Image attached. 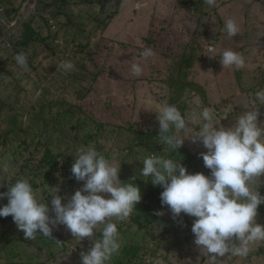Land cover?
Instances as JSON below:
<instances>
[{
    "label": "rangeland",
    "instance_id": "obj_1",
    "mask_svg": "<svg viewBox=\"0 0 264 264\" xmlns=\"http://www.w3.org/2000/svg\"><path fill=\"white\" fill-rule=\"evenodd\" d=\"M190 1L25 0L12 21L0 9V55L14 51L24 22L31 21L42 36L55 35L53 41L58 49L80 45L91 36L84 51L80 48L65 54L63 61H72L73 70L65 72L60 63L57 71L48 74L44 81H38L34 73L29 75L31 82L66 95L82 110L76 142L66 136L50 138L58 167L46 168L36 178L37 186L33 188L41 199H48L49 207L54 188L58 189L57 195L70 197L83 183L75 180L70 171L76 150L82 146H94L110 162L120 164L118 178L122 182H131L139 189L144 183L141 200L135 204L141 208L134 205L132 215L125 221L113 218L119 239L127 231L140 247L135 257L122 259L124 264L128 258L133 264H196L198 257L200 264H204L206 260L194 244L191 224L195 218L181 213L174 220L166 207L164 215H155L161 210L162 188L153 186L150 179L141 175L140 159L145 156L141 147L152 146L156 149L153 154L180 159L189 173L208 175L210 172L199 155L206 149L200 143H193L190 136L178 153L169 152L159 140L144 137L148 131H160L155 112L158 106L162 103L177 106L189 119L192 129L201 123V109L197 105L213 107L217 110L215 119L221 120L218 126L230 127L235 115L260 104L255 94L264 92V0H216L214 7L203 0L204 12L199 18L196 37L188 50L180 53L187 43L184 40L185 45L180 48L177 21L189 12L192 14ZM47 2L49 6L45 7L43 3ZM229 17L240 25V32L234 38L224 31V21ZM145 47L154 50V57L145 60L140 56ZM210 48L214 51H209ZM229 48L245 57L243 68H223L219 62L221 53ZM45 54L41 52L38 60ZM129 61L141 63L142 75L131 73ZM38 70L45 73L49 66L43 64ZM24 82L23 78L21 83ZM258 111L259 120L264 121V105L258 106ZM27 122L31 123L28 118ZM142 137L146 140L141 142ZM7 175L0 174V187L5 192L12 177L11 173ZM251 187L264 195V176ZM146 204L151 206L150 210ZM149 211L150 216L145 219L144 214ZM255 219L264 225V204L258 206ZM135 220L145 226L139 228ZM99 235L98 229L92 239ZM91 246L89 238H74L64 226L53 229L50 238L37 234L35 239L27 240L21 232L18 240L0 251V264H81L80 253L87 252ZM219 259L222 261L217 264H264V243L252 245L247 258Z\"/></svg>",
    "mask_w": 264,
    "mask_h": 264
},
{
    "label": "clouds",
    "instance_id": "obj_2",
    "mask_svg": "<svg viewBox=\"0 0 264 264\" xmlns=\"http://www.w3.org/2000/svg\"><path fill=\"white\" fill-rule=\"evenodd\" d=\"M204 3L214 7L216 0H204ZM224 31L234 38L240 32V25L229 17L224 21ZM154 55L150 47L140 52L145 60ZM14 61L24 71L28 70L26 54L17 53ZM219 62L223 68L240 69L246 60L240 52L229 48L222 51ZM129 64L134 76L142 75L141 63L129 61ZM60 67L68 72L75 65L65 60ZM255 96L260 104L235 115L230 127L218 126L221 120L215 119L217 110L202 104L197 105L201 109V123L194 129L173 104L162 103L155 111L160 144L166 145L169 152L178 153L190 136L193 143H200L206 149L199 155L204 167L210 170L208 175L189 173L180 159L167 155L147 154L140 159L142 177L162 188L161 210L155 215H164L166 207L174 220L181 213L195 218L191 232L200 256L206 257L204 264H217L222 261L219 258L226 256L247 258L252 245L264 243V225L255 219L258 206L264 204V195L251 187L264 176V121L259 120L258 111V106L264 105V92ZM70 171L75 180L83 182L82 186L70 197L57 195L58 189L54 188L51 207L46 203L48 199L38 196L29 179H17L7 192L0 193V199L7 198V204L0 206V218L11 216L27 240L35 239L37 234L50 238L53 229L64 226L74 238L87 237L92 242L87 252L80 253L81 264H108L120 248L113 218L129 219L134 205L141 200L140 190L131 182H122L118 178L120 164L110 162L94 146L76 150ZM98 229L99 237L92 239ZM196 264H200L199 257Z\"/></svg>",
    "mask_w": 264,
    "mask_h": 264
},
{
    "label": "trees",
    "instance_id": "obj_3",
    "mask_svg": "<svg viewBox=\"0 0 264 264\" xmlns=\"http://www.w3.org/2000/svg\"><path fill=\"white\" fill-rule=\"evenodd\" d=\"M38 1L43 2L44 0ZM24 2L25 0H0V8L4 11L8 21L14 20L19 15ZM190 2L192 14L189 12L187 16L177 21L179 30L177 35L181 37L180 48L187 43L180 53H185L188 50V45L193 43L200 15L204 12L203 0ZM43 4L45 7L49 6L48 2ZM55 16H58V13ZM55 38V35L42 36L31 21L24 22L21 36L15 42L14 51L10 55L3 53L0 55V87L2 88L0 90V174L5 177L7 173H11L9 186L17 179L27 178L32 186L36 187V178L46 168L58 167V161L51 149L53 142L50 138L52 136L70 137L71 142H76L78 138V119L82 110L74 100L66 98V95L40 87L39 82H31L29 75L34 73L39 79L38 81L46 80L48 74L57 71L68 51L80 48H82L81 51H84L83 49L89 46L91 36L85 43L81 42L80 45L72 48L68 46L65 49H58L53 41ZM184 40H186L185 44H183ZM39 50L40 52H38ZM21 52L28 58L27 71L18 67L14 61V56ZM41 52H46V54L43 59L38 60V55ZM43 64L49 66V70L45 73L38 70ZM23 78L25 82L21 83ZM60 90L65 94L68 93L65 88H60ZM27 118L31 122L30 124L27 122ZM159 134L160 131H148L143 135L149 139L159 140ZM136 136L138 137V135ZM144 137L141 138V142L146 140ZM141 148L145 150V156L153 154L156 150L155 146ZM139 190L140 193L144 191V183ZM2 192H5V189L1 186L0 193ZM5 204H7L6 197L0 199V206ZM135 206L141 208L139 204ZM148 206L145 205L146 209L150 210L151 206ZM147 213L149 214L150 211L145 212V219L150 216ZM135 223L139 224V228L145 226L139 220H135ZM21 232L11 216L0 218V251L5 249L8 243L18 240ZM119 241L123 245H120L117 254H113L110 259L111 264H124L122 259L126 256L135 257L140 249L127 234V231ZM125 263L133 264V261L128 258Z\"/></svg>",
    "mask_w": 264,
    "mask_h": 264
},
{
    "label": "built area",
    "instance_id": "obj_4",
    "mask_svg": "<svg viewBox=\"0 0 264 264\" xmlns=\"http://www.w3.org/2000/svg\"><path fill=\"white\" fill-rule=\"evenodd\" d=\"M1 9V8H0Z\"/></svg>",
    "mask_w": 264,
    "mask_h": 264
}]
</instances>
